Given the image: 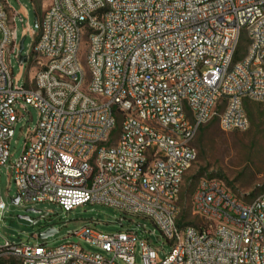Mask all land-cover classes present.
I'll list each match as a JSON object with an SVG mask.
<instances>
[{"label": "built area", "instance_id": "2783aa9c", "mask_svg": "<svg viewBox=\"0 0 264 264\" xmlns=\"http://www.w3.org/2000/svg\"><path fill=\"white\" fill-rule=\"evenodd\" d=\"M44 1L24 54L37 70L18 84L7 53L17 50L19 62L24 53L19 13L0 0V170L17 104L31 105L37 124L10 166L20 201L141 215L171 249L160 256L135 230L86 225L56 248L6 240L2 264H135L138 246L143 264H264V192L237 193L206 175L190 199L202 222L183 220L180 206L201 128L216 119L223 131H246L247 102H264V0ZM244 31L247 51L236 60ZM5 209L0 193V221Z\"/></svg>", "mask_w": 264, "mask_h": 264}, {"label": "rangeland", "instance_id": "374dc122", "mask_svg": "<svg viewBox=\"0 0 264 264\" xmlns=\"http://www.w3.org/2000/svg\"><path fill=\"white\" fill-rule=\"evenodd\" d=\"M3 1H6L13 11L19 13L15 22L17 43L26 36L23 53L26 54L27 51L32 50L40 31V27L35 25V19L38 18L40 22L48 2L44 0ZM20 17L23 21H20ZM87 45L86 42L83 53L86 52ZM247 46L248 38L244 31L236 60L244 57ZM17 53V50L7 53V61L17 83L26 84L34 77L37 68L32 65L33 58L22 67L16 57ZM247 104L250 127L246 131H223L215 119L205 125L193 141L198 157L185 176L180 198L185 220L194 224L202 222L201 217L192 213L190 201L197 179L201 176L220 178L237 193L250 192L251 196H255L264 192V102H247ZM17 110L20 121L16 124L10 144L11 156L8 167H2L0 170V193L6 205L3 219L0 221V245L8 240L13 243L29 242L56 248L71 241L74 238V232L88 225L110 234L135 230L140 238L148 240L157 249L160 256L170 251L171 246L150 219L125 213L115 207L99 203L85 204L66 212L58 204L49 202L35 204L30 201H20L14 204L12 199L17 196L18 189L10 166L15 164L22 155L29 131L35 128L38 121V112L33 106L25 105L24 109L17 104ZM119 127L120 123L112 135L113 138L118 134ZM31 208L38 209L41 213L28 211ZM45 213L47 216L40 218ZM20 215H28L30 220L19 218ZM37 219L39 221L35 223ZM48 228H54L58 232L47 238H40L39 233ZM79 244L85 250L98 251L83 240H79ZM135 256V264H143L139 246ZM107 257H113V255L110 254ZM2 263L3 261H0V264ZM121 264L125 263L121 262Z\"/></svg>", "mask_w": 264, "mask_h": 264}, {"label": "water", "instance_id": "95a60500", "mask_svg": "<svg viewBox=\"0 0 264 264\" xmlns=\"http://www.w3.org/2000/svg\"><path fill=\"white\" fill-rule=\"evenodd\" d=\"M35 25H36V26H39L38 18L35 19ZM25 40H26V36H24V37L21 39V41H20V51H21V52H23V51L25 50ZM27 58H28L27 55L22 54L21 57H20V63H21V64L25 63V62L27 61ZM12 202H13L14 204H18V203L20 202V197H19V196H16L15 198L12 199ZM28 211H33V212L41 213L40 210L35 209V208L28 209ZM46 216H47V213L42 214V215L40 216V218H44V217H46ZM19 218L26 219V220H30V217H29L28 215H20ZM40 218H39V219H40ZM39 219H37V220L35 221V223L38 222ZM57 232H58V230H56V229H54V228H48L47 230L42 231L41 233H39V237H40V238H47V237H49V236L54 235V234L57 233Z\"/></svg>", "mask_w": 264, "mask_h": 264}, {"label": "trees", "instance_id": "16d2710c", "mask_svg": "<svg viewBox=\"0 0 264 264\" xmlns=\"http://www.w3.org/2000/svg\"><path fill=\"white\" fill-rule=\"evenodd\" d=\"M247 107H248V104H247L246 108H247ZM247 109H248V108H247ZM203 128H204V127H202L201 130H202ZM182 219L185 220L184 215L182 216Z\"/></svg>", "mask_w": 264, "mask_h": 264}]
</instances>
